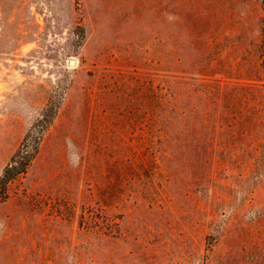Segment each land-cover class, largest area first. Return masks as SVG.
I'll use <instances>...</instances> for the list:
<instances>
[{"label": "rangeland", "instance_id": "374dc122", "mask_svg": "<svg viewBox=\"0 0 264 264\" xmlns=\"http://www.w3.org/2000/svg\"><path fill=\"white\" fill-rule=\"evenodd\" d=\"M263 0H0V264H264Z\"/></svg>", "mask_w": 264, "mask_h": 264}, {"label": "trees", "instance_id": "16d2710c", "mask_svg": "<svg viewBox=\"0 0 264 264\" xmlns=\"http://www.w3.org/2000/svg\"><path fill=\"white\" fill-rule=\"evenodd\" d=\"M263 11H264V0L262 2ZM263 24H264V14H263ZM261 51H260V66L264 71V37L261 41ZM28 154L22 153V151L14 152L9 159L5 162L0 170V197L7 195V186L11 179L16 176L18 173L23 171L27 160Z\"/></svg>", "mask_w": 264, "mask_h": 264}]
</instances>
